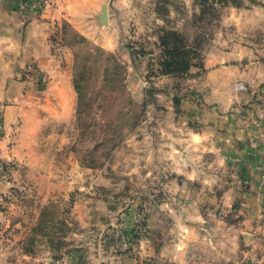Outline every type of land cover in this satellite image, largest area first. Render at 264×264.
Wrapping results in <instances>:
<instances>
[{
  "label": "rangeland",
  "instance_id": "obj_1",
  "mask_svg": "<svg viewBox=\"0 0 264 264\" xmlns=\"http://www.w3.org/2000/svg\"><path fill=\"white\" fill-rule=\"evenodd\" d=\"M72 1L82 7L86 0ZM98 6L84 15L95 25L88 36L65 21L57 32L61 56L69 54L64 63L75 105L61 132L37 140L31 162L43 170L3 173L2 264L76 252L138 259L150 213L167 193L162 153L197 130L182 120V102L194 97L189 86L206 69L236 63L241 34L233 21H245L241 12L264 7V0H98ZM184 62L188 70L177 72Z\"/></svg>",
  "mask_w": 264,
  "mask_h": 264
},
{
  "label": "crops",
  "instance_id": "obj_2",
  "mask_svg": "<svg viewBox=\"0 0 264 264\" xmlns=\"http://www.w3.org/2000/svg\"><path fill=\"white\" fill-rule=\"evenodd\" d=\"M72 2L46 0L42 9L20 10L14 0H0V198L8 184L1 173L41 172L43 166L31 162L40 134H58L72 119L69 54L61 56L57 32L61 36L65 21L86 28L88 36L95 25L84 15L99 10L98 0L82 7ZM241 15L247 19L233 21L241 34L232 51L236 63L196 75L189 86L194 97L182 102L183 122L197 130L186 132L183 145L171 140L162 153L166 161L158 159L163 150L156 154L170 178L150 213V236L138 259L76 252L25 255L24 264H264L258 169L264 158V7Z\"/></svg>",
  "mask_w": 264,
  "mask_h": 264
},
{
  "label": "built area",
  "instance_id": "obj_3",
  "mask_svg": "<svg viewBox=\"0 0 264 264\" xmlns=\"http://www.w3.org/2000/svg\"><path fill=\"white\" fill-rule=\"evenodd\" d=\"M18 9H25V10H39L42 9L46 5V0H14ZM264 149V145H263ZM260 171V182L264 184V158L261 164L258 166ZM3 175V172L1 173ZM4 176V175H3ZM4 219L3 216H1ZM61 264H64L63 261L57 260Z\"/></svg>",
  "mask_w": 264,
  "mask_h": 264
},
{
  "label": "trees",
  "instance_id": "obj_4",
  "mask_svg": "<svg viewBox=\"0 0 264 264\" xmlns=\"http://www.w3.org/2000/svg\"><path fill=\"white\" fill-rule=\"evenodd\" d=\"M185 65H183L182 69H180V71H177V72H186L188 70V63L187 62H184Z\"/></svg>",
  "mask_w": 264,
  "mask_h": 264
},
{
  "label": "water",
  "instance_id": "obj_5",
  "mask_svg": "<svg viewBox=\"0 0 264 264\" xmlns=\"http://www.w3.org/2000/svg\"><path fill=\"white\" fill-rule=\"evenodd\" d=\"M100 18L102 19V21H105L106 22V15L104 13H102L100 15Z\"/></svg>",
  "mask_w": 264,
  "mask_h": 264
}]
</instances>
